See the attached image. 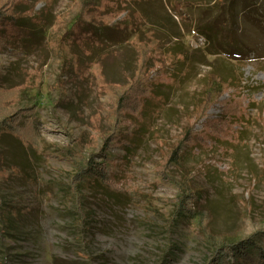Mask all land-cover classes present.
I'll use <instances>...</instances> for the list:
<instances>
[{"label":"rangeland","instance_id":"rangeland-1","mask_svg":"<svg viewBox=\"0 0 264 264\" xmlns=\"http://www.w3.org/2000/svg\"><path fill=\"white\" fill-rule=\"evenodd\" d=\"M19 1L41 26L27 46L0 49V91L34 105L48 150L0 138V264H205L206 224L233 241L264 231V0H234L230 14L219 7L225 0H102L104 13L126 15L123 26L64 43L58 20L78 0ZM144 50L152 95L134 135L109 151L115 188L87 190L81 221L64 185L76 172L71 157L102 161L116 99L102 85L128 84ZM214 75L229 86L207 118L225 117L227 132L185 149L182 168L158 182L162 152L189 127ZM190 172L197 194L185 203L196 201L195 212L176 216L171 201ZM257 241L264 246V234Z\"/></svg>","mask_w":264,"mask_h":264},{"label":"trees","instance_id":"trees-1","mask_svg":"<svg viewBox=\"0 0 264 264\" xmlns=\"http://www.w3.org/2000/svg\"><path fill=\"white\" fill-rule=\"evenodd\" d=\"M233 3L234 0L221 1L219 7H226L230 14L233 12L231 11ZM20 5L19 0H0V49L5 47L23 48L32 42L35 35H38L41 21L37 12L33 8L20 10ZM104 9L102 0H78L76 6L58 20L59 24L64 26L61 41L63 43L68 40L82 42L85 38H91L92 28L109 27L113 22L118 23L119 27L123 26L122 21L126 15L117 20V16L111 17L109 13L103 12ZM151 52V50H144L138 59L135 75L128 84L102 83L103 89L112 93L116 99L110 113L111 127L101 135L99 151L101 162L94 161L92 157L84 159L74 155V158L71 157L73 155L69 150L50 148L51 152L71 157L72 159H70L76 165L75 173L66 174L67 181L64 185L68 200L74 204V215L78 216L81 221L86 216L81 208V200L87 190L96 185L109 189L115 188V177L107 164L109 151L113 146L125 142V138L132 137L138 128L133 120L141 117L146 100L152 95L149 82L153 76H150L145 68ZM228 86L229 81H224L217 75L211 77L205 89L204 99L188 115V120L191 121L189 127L178 136L175 143L162 152L155 166L158 182L172 180L169 174L172 166L177 169L182 168L185 149H195L198 146L208 148L212 139L222 137L227 132L229 123L226 122L225 117L208 119L207 111L218 102ZM34 109V105L17 103L9 92L0 91V138L3 134H7L43 153L48 149L45 148L32 117ZM201 119L204 121L201 128L197 130L195 129L196 123ZM192 178V173H187V176L178 185L179 196L171 201L176 216L180 215L182 210L195 212L196 201H193V209L187 207L185 203V198L195 200L197 194V191L192 189ZM0 212H2L1 196ZM205 215L202 214V216ZM206 225L204 238L210 257L205 264H264V246L257 241L264 231H258L246 238L233 241L212 234ZM57 264L62 263L58 262Z\"/></svg>","mask_w":264,"mask_h":264}]
</instances>
